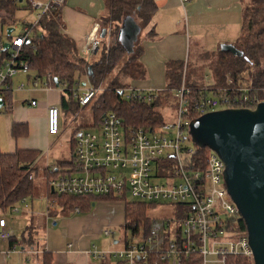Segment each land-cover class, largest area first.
Listing matches in <instances>:
<instances>
[{"label":"built area","instance_id":"built-area-1","mask_svg":"<svg viewBox=\"0 0 264 264\" xmlns=\"http://www.w3.org/2000/svg\"><path fill=\"white\" fill-rule=\"evenodd\" d=\"M27 1L32 9L39 10L37 21L25 25L22 33L12 40L0 38V98L5 91L28 89L24 81L14 82L18 74L31 71L29 62L21 58V49L43 15L66 3V0ZM180 1L183 6L189 2ZM100 28V22L94 23L84 49L89 61L101 46ZM110 30L111 27L107 32ZM7 42L10 43L9 48L6 47ZM32 83L36 90L47 93L57 87L50 70L44 79L33 77ZM58 88L65 91L67 84L62 87L59 84ZM100 89L101 84L96 86L89 82L78 87L74 97L81 107H85L94 101ZM163 90L132 86L124 89L123 95L128 100L152 103ZM190 92L184 80L172 92L174 103L161 98L165 102L153 106L151 115L162 122L151 126H126L116 112H105L99 122L75 128L74 159L71 163L42 168V172L47 171L48 183L59 194L132 196L139 202L172 208L174 218L161 221L162 232L158 227H152L148 235L126 240L123 247L109 251L93 246L91 252L96 259L113 255L121 264H159L160 261L183 264L190 255L198 254L202 264H255L249 233L231 231L227 226L228 218L242 212L224 184L226 161L212 147H208L205 157L198 151L201 146L189 143L193 141L191 109L202 113L218 107L220 101L217 97L208 96L192 106ZM224 102L230 104L231 100L225 98ZM232 103L235 104L236 99ZM30 104L37 105V100L32 99ZM46 119L48 134L58 135L63 123L61 107L50 104ZM30 177L37 179L34 173ZM47 201V219L52 227H56L59 218L50 214L55 206L53 201ZM22 203H27V199ZM176 204L190 205L191 208L185 207L181 220L175 214ZM19 210L15 206L12 212ZM80 212L81 208L75 206L74 213ZM172 221L179 225L174 234L169 231ZM105 233L109 234L110 230ZM14 234V230L7 228V220L1 217L0 240ZM117 243L119 240L115 241ZM229 256L244 258L245 262H228Z\"/></svg>","mask_w":264,"mask_h":264},{"label":"trees","instance_id":"trees-1","mask_svg":"<svg viewBox=\"0 0 264 264\" xmlns=\"http://www.w3.org/2000/svg\"><path fill=\"white\" fill-rule=\"evenodd\" d=\"M24 2L25 0H0V13L6 18L13 19L21 7L25 6L31 9L28 1L26 0V4ZM103 2L105 12L99 18L101 30L109 29V24H111V33L116 35L123 18L133 15L142 25L143 30L150 27L146 36L155 34L154 26L151 23L159 9L156 0H103ZM240 2L242 4L241 31L233 44L243 51L242 56L221 49L214 53L206 52L203 55L207 62L199 66L190 65V59H168L165 62L164 70L166 87L161 92L162 95L152 103L126 99L120 91L128 85L118 79H113L104 91L97 95L94 99L95 102L93 101L92 106L100 112L95 114L94 122H99L105 112L113 111L122 117L126 126L139 127L159 124L162 120L155 119L151 115L153 106L162 105L163 99L170 100L173 97L172 92L178 89L184 80L186 86L191 90L189 97L192 106L198 100L212 96L219 99L220 105L229 106L231 110L256 109L264 101V0H240ZM63 8L64 6L54 8L51 13L43 15L23 45L21 58L29 62L30 70L37 79L47 77V72L50 70L53 78L59 79L60 87L67 84V88L64 89L67 96H62L60 105L63 124H65L67 113H75L81 109L79 101L74 97V92L78 87L88 81L93 85H98L110 72L119 67L122 70L130 71L133 79L142 76L145 70L141 57L145 50L141 39L142 35L136 42L132 53H128L119 42L109 44L107 36L101 37L100 35L101 46L97 57L89 61L82 52L81 40L68 33L62 24ZM26 25L31 24L27 23ZM7 53L5 52V54ZM90 66H92V75H89ZM207 66L210 67V75H207ZM84 76L87 77L86 80L83 79ZM1 97L4 105L0 110L5 109L6 112L11 110L14 91H5ZM225 98L231 100V103L226 104ZM234 99H236L235 104L232 103ZM191 111L193 120L201 114L194 108ZM28 134L29 125L27 122L13 123L11 129L13 138L26 137ZM199 146L201 147L198 151L206 157L210 146L207 144ZM74 150L75 142L72 137L70 157L60 159L58 163L60 165L71 163L74 159ZM41 156L42 149L32 147H18L13 152H0V218L4 217L2 216L3 211H12L15 206L23 204V199H27L28 202L32 198L36 187V178H31L30 175L34 173L38 177L39 168L35 164ZM43 173V175H47L46 169L43 170ZM47 187L48 200L53 201V206H55L50 210L52 216L58 217L61 213L62 215L74 214V207L77 205L81 208L80 213H84L92 210L95 202L117 201L123 203L121 225L126 231L131 232V240L141 234L148 235L153 227V221L148 217L147 211L156 207L154 204L129 201L127 198L111 194L63 195L55 191L52 192L48 178ZM24 204L27 205V203ZM185 207L191 209L190 205L176 204L175 214L180 218L179 220L184 217ZM226 222L231 231L249 233L248 223L242 213L228 218ZM37 235V231L31 230L30 223L21 240L16 234L6 239L9 242L8 248L11 252L22 254L25 263H30V255L36 253L38 261L33 264H53V251L45 245L40 249ZM112 257L114 256L110 255L101 259L99 264H121L117 258ZM153 258L158 259V257ZM234 261L243 263L245 259L228 257V262L233 263ZM159 264L170 263L160 261ZM183 264H202V258L198 254H192L184 260Z\"/></svg>","mask_w":264,"mask_h":264},{"label":"crops","instance_id":"crops-1","mask_svg":"<svg viewBox=\"0 0 264 264\" xmlns=\"http://www.w3.org/2000/svg\"><path fill=\"white\" fill-rule=\"evenodd\" d=\"M67 2L68 0H66L62 11L63 26L67 28L68 33L81 40L82 52L87 57L84 49L89 43V35L94 23L99 22L101 17L99 13L102 7L93 14L89 12L91 9L94 11L93 5L87 11L73 4V6H68ZM156 2L159 9L151 23L154 26L155 34L146 36L150 29V27H147L148 30L141 38L145 50L141 60L145 71L142 76L133 79L134 84L132 86L164 89L166 87L165 62L168 59H189V50L192 43L195 46H202L206 52L214 53V51L221 49L222 43H233L240 34L242 24V4L240 0H189L186 3L187 5L184 6L180 0H156ZM102 3L104 6L103 0ZM181 5L183 8H181ZM106 36L107 42L113 44L114 34L107 32ZM97 54L98 52L93 55V59L97 57ZM54 93L59 96L61 105V93L51 90L46 94L49 97L47 96L45 101L34 96L31 99L14 96L11 110L7 112H1L2 110H0V152H13L18 147L40 148L42 149L41 158H44L45 138L50 136L47 132L46 113L47 107L52 104L49 103V99ZM32 99H38L37 105L33 106L36 108L31 107L30 101ZM14 122H27L29 134L26 137L13 138L11 129ZM72 137L73 133L71 134ZM47 149H49L48 154L50 146L45 147V151ZM47 165L48 162L43 167ZM47 202L46 200V207ZM112 202L117 201L95 202L93 209L109 208L106 205L112 206ZM121 205L120 210L123 217L122 202ZM76 215H61L66 220L63 226V232H66H64L66 234L65 243L55 245L51 242V245L47 246L49 250L53 251V264H99L101 262V259H96L93 252H91L93 247H90L93 239L91 232H88L85 236L80 232V224L91 218L88 215H83V217ZM32 218L31 216L28 217L27 223H31ZM49 225V221H46V228ZM52 228L56 229V227ZM70 239L74 240L75 247L68 245ZM44 245H42V248ZM8 247L9 242L7 240H0V264H28L25 263L22 254L11 252ZM13 257L18 258L17 261Z\"/></svg>","mask_w":264,"mask_h":264},{"label":"rangeland","instance_id":"rangeland-1","mask_svg":"<svg viewBox=\"0 0 264 264\" xmlns=\"http://www.w3.org/2000/svg\"><path fill=\"white\" fill-rule=\"evenodd\" d=\"M44 1V0H43ZM26 4V0L24 2ZM77 6L78 8H81L82 10H90V7L92 5L94 6V11L92 9L89 12H92L95 14V11H98V9H101V12L99 14H103L105 12V8L103 6L102 0H68L67 5L68 6ZM187 5V4H186ZM181 8L183 6L181 5ZM38 9H30L29 7H21L17 10L15 16L13 19H9L3 16L2 13H0V38L1 40H12V37L19 35L23 31V26H25L27 23L32 24L37 21L38 16ZM5 18V19H4ZM10 20V21H9ZM64 23V19H62V24ZM9 27H13L14 30L12 32L11 36L7 35V29ZM109 27H111V24H109ZM65 29H67L64 26ZM148 29L145 28L141 35H143ZM112 31L110 30V33ZM184 32V31H183ZM189 50V56H190V65H201L204 62H207V59L204 58L203 53H206L205 49L202 46H195L193 43L190 45ZM93 60V56L91 57L90 61ZM202 61V62H201ZM211 62V61H209ZM206 70V69H205ZM207 75H210V67L207 66ZM30 74V78H28V75ZM35 77V74L30 71L29 73H20L17 76H15L14 82L18 83L19 80L24 81L26 83V87L28 89H22V90H15L14 96H20L22 98L31 99V97H36L39 100H46L47 92L44 90H36L32 83V78ZM83 79H87L86 76L83 77ZM113 79H118L120 82L127 84L128 86L125 88L132 87L134 84L133 77L127 70H122L120 67L116 70L110 72L103 80V82L99 83L96 86H100L101 89L99 94L104 91L106 86L109 84L110 81ZM209 80V78H207ZM90 81H88L89 83ZM44 83V81H43ZM87 83V84H88ZM40 87H42V82L39 83ZM53 91H59L61 95H66V92L62 89H59L58 87H54L52 89ZM98 94V95H99ZM125 97V95H124ZM37 99V100H38ZM49 103L60 105V98L55 93L50 97ZM170 100L172 102H175L174 97H172ZM95 102V101H94ZM163 102H165L163 100ZM27 104V103H26ZM93 102L85 107H81L80 110H78L75 113H67L65 116V124H63V130L58 136H52L50 135L48 138H45V145L43 148V156L44 158H39L41 161H37L35 165L39 168V176L36 179V187L34 194L32 198H30L26 204H19L18 208L20 210L18 212L3 211L2 216L8 221V228L9 230H14L15 234L17 235L18 239H22V235L27 228V226L30 224V222L27 223L28 217H33L31 220V230L37 231V241L39 243V248H42V245L45 244L46 246L51 245V242H53L55 245L61 244L63 245L65 243V237L66 232H63V226L64 223H66V220L61 217L62 213L58 216V226H56V229H53L50 225L46 228V221L47 219V207H46V200L48 196V187H47V178L48 176L43 175L42 167L43 165H46L48 162V165L54 166L57 164V161L61 158L67 159L70 157V139L71 134H74L75 128H78L79 126H88L95 120V114L98 112L97 109H95L92 106ZM32 108L33 107L31 105ZM230 107L226 105H220L218 107H215L213 109L207 110L205 112H202L200 115L196 117V119L192 122L191 125V133L193 136V141L189 142L190 144L196 143L198 145L207 144L208 146L215 148L220 155L225 159L223 156V153L221 151V148L211 135L210 131L207 128V124L210 120V118L213 115L220 114L223 111H230ZM1 112H5V109H3ZM77 114L76 118L74 116ZM47 139V142H46ZM194 142V143H193ZM50 146V152L48 154L45 153V147ZM226 160V159H225ZM226 172L227 177L224 181L225 186L228 188L229 193L231 194L232 200L237 204L233 192H232V186L229 180L230 175V169L226 161ZM127 199L129 201H136L138 200L134 199L132 196H128ZM112 206L107 204L109 208H105L102 210L93 209L84 212L83 214H70L76 215L79 217H83V215H88L91 219L87 220L86 222L80 224V232L82 235H86L88 232H91L93 239L90 243V247L95 246L97 249L109 251L110 249H118L123 247L124 242L126 240H131V232L126 231L122 227L123 217L121 215L120 206L121 202H112ZM33 208V210H32ZM148 217L151 218L153 221L152 225L153 227H158L160 229V232L164 230V227L161 226L162 220H165L166 218L173 219V210L170 206H158L148 209L147 211ZM69 216V215H65ZM178 223L176 221H172L170 225L169 231L174 234L178 228ZM55 228V227H54ZM110 230L109 234H106L105 231ZM71 236V235H70ZM142 236L139 235L138 237L134 238L138 239ZM119 240V243L115 244V241ZM94 244V245H93ZM68 245H71L72 247H75V243L73 239L68 240ZM49 249V247H48ZM93 249V247H92ZM32 251V250H31ZM34 252V250H33ZM17 253V252H16ZM14 255V254H13ZM37 255L36 253H33L30 255V263L33 264L34 262H37ZM115 258V257H112ZM15 261H17L18 258L13 257ZM115 260V259H114Z\"/></svg>","mask_w":264,"mask_h":264},{"label":"water","instance_id":"water-1","mask_svg":"<svg viewBox=\"0 0 264 264\" xmlns=\"http://www.w3.org/2000/svg\"><path fill=\"white\" fill-rule=\"evenodd\" d=\"M13 30V27H9L7 34L11 35ZM142 30L136 18L127 15L121 21L118 33L113 36V44L119 42L128 53H132ZM106 34L107 29L103 28L101 37ZM9 46L7 42L6 47ZM221 50L239 56L244 54L233 43H222ZM91 70L92 66L89 67V75H92ZM54 83L59 86L57 77ZM120 92L123 94V90ZM3 105L0 98V109ZM207 128L229 166L233 196L248 223L255 264H264V101L254 110H231L216 114L210 118ZM51 190L54 192L53 187Z\"/></svg>","mask_w":264,"mask_h":264}]
</instances>
